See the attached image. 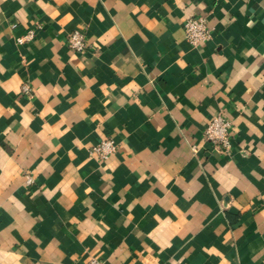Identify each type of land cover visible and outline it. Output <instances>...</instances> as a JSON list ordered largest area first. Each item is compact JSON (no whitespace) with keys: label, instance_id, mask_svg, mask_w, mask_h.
<instances>
[{"label":"crops","instance_id":"1","mask_svg":"<svg viewBox=\"0 0 264 264\" xmlns=\"http://www.w3.org/2000/svg\"><path fill=\"white\" fill-rule=\"evenodd\" d=\"M90 258L264 264V0H0V264Z\"/></svg>","mask_w":264,"mask_h":264},{"label":"built area","instance_id":"2","mask_svg":"<svg viewBox=\"0 0 264 264\" xmlns=\"http://www.w3.org/2000/svg\"><path fill=\"white\" fill-rule=\"evenodd\" d=\"M185 38L189 45L197 46L209 38V29L204 16L188 17L183 25ZM33 36L32 31L26 35L17 38V42L22 44L30 40ZM68 46L78 52L86 49L84 35L79 31L72 32L67 39ZM23 94H29V85L23 84L21 88ZM205 139L210 142L219 151L228 153L231 147L232 127L231 123L221 114L213 116L208 122L204 131ZM116 151V146L111 138L102 140L95 145L91 153L99 159L105 160ZM85 264H105L98 258H90Z\"/></svg>","mask_w":264,"mask_h":264}]
</instances>
